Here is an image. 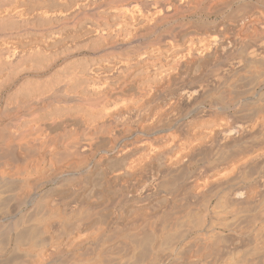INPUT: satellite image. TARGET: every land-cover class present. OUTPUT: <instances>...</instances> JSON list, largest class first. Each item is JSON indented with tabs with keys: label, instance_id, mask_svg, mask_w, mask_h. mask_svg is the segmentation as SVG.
Segmentation results:
<instances>
[{
	"label": "bare ground",
	"instance_id": "6f19581e",
	"mask_svg": "<svg viewBox=\"0 0 264 264\" xmlns=\"http://www.w3.org/2000/svg\"><path fill=\"white\" fill-rule=\"evenodd\" d=\"M204 1L0 0V264H130L143 233L141 264L242 259L264 222V29L213 21L224 0L198 24Z\"/></svg>",
	"mask_w": 264,
	"mask_h": 264
},
{
	"label": "rangeland",
	"instance_id": "374dc122",
	"mask_svg": "<svg viewBox=\"0 0 264 264\" xmlns=\"http://www.w3.org/2000/svg\"><path fill=\"white\" fill-rule=\"evenodd\" d=\"M211 1V0H210ZM225 1V7L223 6V4H222V6L221 5H219V6H221V8L220 7H217V9H218V13L219 14H217L216 16H214L212 19H213V21H215V22H218V21H221V19L223 18L224 20L225 19H231V16L230 15H234L233 17H238V18H241V19H246L245 21H244V25H245V30H244V32L243 33H251L252 31V28H250V24L252 23L255 27H256V30L257 31H259L260 32V30H262V29H264V0H227L228 2H226V0H224ZM231 1V2H230ZM233 1V2H232ZM227 3V4H226ZM240 3V4H239ZM209 4V1H207V0H205L204 2H202V4H201V6H200V8H199V11H198V16L197 17H194V19H191L192 21H195L196 23H198V24H202V23H204V22H201V19L204 21V17L202 16V15H200L201 13H200V11L201 10H206V6ZM249 6V7H248ZM254 6H256V7H254ZM225 8V9H224ZM220 9V10H219ZM238 9V10H237ZM223 10V11H222ZM251 10V11H250ZM252 10H253V12H252ZM234 11H236V13L234 12ZM232 12H234V13H232ZM252 12V13H251ZM255 12V13H254ZM256 12H257V14H256ZM254 14H255V16H254ZM250 15L252 16V17H250ZM218 16V17H217ZM230 16V17H229ZM240 16V17H239ZM254 16V17H253ZM202 17V18H201ZM243 17V18H242ZM201 18V19H200ZM249 18H251V19H253V20H251V19H249ZM222 19V20H223ZM249 19V20H248ZM251 20V21H250ZM212 21V20H211ZM250 23V24H249ZM251 24V25H252ZM261 24V25H260ZM248 26V27H247ZM166 27V26H165ZM164 27V28H165ZM164 28H163V30H164ZM247 30V31H246ZM250 30V31H249ZM259 59L257 60V61H260V63L259 62H257L258 63V66L259 65H261V64H263V65H261V69H263V67H264V62L262 63V61H264V56H261V57H258ZM263 60H262V59ZM262 61H261V60ZM254 62V61H253ZM255 63V65L257 66V63L256 62H254ZM253 63V64H254ZM248 66L249 65H247V64H243L241 67H239L237 70H236V72H240V73H238V74H241V72H242V70L243 71H247L248 69ZM262 71H264V69L262 70ZM243 73V72H242ZM261 89V90H260ZM264 90V84H262V85H258V86H255L254 88H253V93H255L256 91H258V92H256L255 93V95L256 94H259V93H261L262 91ZM218 91H220V90H218ZM217 91V92H218ZM221 91H222V89H221ZM221 91H220V93H221ZM251 91V92H252ZM223 95L225 94L224 92L222 93ZM220 95V94H219ZM218 95V96H219ZM219 97H224V96H219ZM221 99H224V98H221ZM264 194H262L261 196H263ZM261 196H259L260 198H261ZM258 197V199L256 200V201H262L260 198ZM263 198H264V196H263ZM260 201H259V203L258 202H254V203H258L259 205L258 206H260ZM264 201V200H263ZM262 203V202H261ZM255 204H253L252 206H254ZM258 206H256L257 208H258ZM255 207V210L257 209ZM239 209L241 208L242 209V207H238ZM240 209V210H241ZM253 209V210H252ZM251 210H252V212H255V210H254V208H252L251 207ZM242 214H244V212H242L241 213V216H242ZM246 215V214H245ZM197 218H201V217H197ZM241 218V217H240ZM199 219L197 220V219H195L194 218V222H195V224H194V222H193V224L194 225H196V226H199L200 225V222H198L199 221ZM202 219V218H201ZM200 219V221H201V223L203 224H201V227L203 226H207V224H209L208 222H206L205 221V219H204V221H205V223H203L204 221H202ZM242 219H243V217H242ZM244 219H245V216H244ZM197 221V223L199 224V225H197V223H196V221ZM241 220V219H240ZM241 221H243V224H240V223H242ZM240 222H239V224H240V226H242V225H244V224H246L245 226H243L244 228L247 226V227H249L248 226V224H247V222H245L246 221V219L245 220H241ZM262 222H263V220L260 222V221H258V223H259V227H261L262 228V226L260 225V224H262ZM263 224H264V222H263ZM249 225H251L250 223H249ZM259 227H257L256 229L254 228L253 230H257V231H255V233H254V231L253 230H251L250 231V234L251 233H253V235H250L249 237H250V243L248 242V240H247V242L249 243V246H245V249H244V247H243V249H240L239 251V256L238 257H240V258H242V259H239V258H237L236 259V261L238 260V264H244L245 262H244V260H246L247 261V257L248 256H250L251 254H253L254 256H251L252 257V260H255V258L254 257H256L257 255V253L258 254H262V253H264V250L262 249L264 246H263V242H264V237H263V235H264V232H263V230L261 229V231H260V229H259ZM264 228V227H263ZM241 229H243L242 227H241ZM243 230H245V229H243ZM253 231V232H252ZM260 232V233H259ZM262 232V233H261ZM144 234H145V236H144ZM144 237H140V242H139V240H138V238L136 239L137 240V242L138 243H140V244H138L137 242H136V240H135V242L140 246L141 244V250H140V252H139V256L137 255L136 257H138L137 259H135V260H137L136 261V263L137 264H139L141 261L143 262L145 259L147 260L148 259V256H149V250H147V249H145L146 247L145 246H147V248L149 249V247H148V243L150 242V238H149V235L147 234V233H143L142 234ZM257 235V236H256ZM251 236H252V238H254V239H252L251 238ZM148 238V239H146V238ZM263 237V238H262ZM144 239V240H143ZM249 239V238H248ZM252 239V240H251ZM263 239V240H262ZM145 241V240H149V241H145V243H143V241ZM263 241V242H262ZM148 242V243H147ZM247 243V244H248ZM146 244V245H145ZM246 244V245H247ZM144 245V246H143ZM149 246H150V244H149ZM263 246V247H262ZM143 247H144V249H143ZM259 249V250H258ZM259 251V252H258ZM263 251V252H262ZM257 252V253H256ZM237 254V253H236ZM141 255V256H140ZM221 255H223L222 257H224V255H227V252H225V254L224 253H222ZM238 255V254H237ZM236 255V256H237ZM221 257V258H222ZM247 259H246V258ZM251 257H249V259L251 258ZM258 257V256H257ZM139 258H140V260L141 261H139ZM254 258V259H253ZM135 260H133V262L135 261ZM145 260V261H146ZM242 260V261H241ZM251 260V259H250ZM139 261V262H138ZM132 262V263H133ZM223 262V261H222ZM244 262V263H243ZM131 262H130V264H132ZM136 263H133V264H136ZM237 263V262H236ZM141 264V263H140ZM255 264V263H254Z\"/></svg>",
	"mask_w": 264,
	"mask_h": 264
}]
</instances>
